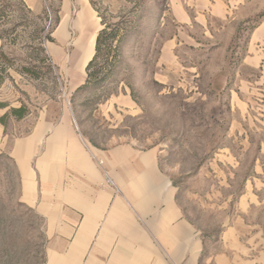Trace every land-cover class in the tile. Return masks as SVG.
Masks as SVG:
<instances>
[{"label":"rangeland","instance_id":"obj_1","mask_svg":"<svg viewBox=\"0 0 264 264\" xmlns=\"http://www.w3.org/2000/svg\"><path fill=\"white\" fill-rule=\"evenodd\" d=\"M50 1L48 14L0 0L2 83L20 75L21 95L31 79L51 97L64 95L80 129L98 145L159 147L163 170L199 230L213 237L215 253L229 245L228 234L242 246L245 264H264V130L247 143L228 137L225 98L210 88L231 59L228 51L213 46L204 26L177 22V0H92L107 42L87 87L73 82L81 59L74 39H55L62 10ZM181 33L200 46L181 44ZM67 68L71 74L62 71ZM17 197L11 165L0 160V264H45L43 221Z\"/></svg>","mask_w":264,"mask_h":264},{"label":"crops","instance_id":"obj_2","mask_svg":"<svg viewBox=\"0 0 264 264\" xmlns=\"http://www.w3.org/2000/svg\"><path fill=\"white\" fill-rule=\"evenodd\" d=\"M19 1L49 14L50 0ZM53 7L62 10L55 39L83 45L96 34V48L102 26L90 0H56ZM174 10L177 22L204 26L213 46L221 43L231 58L210 86L225 98L228 137L247 143L261 136L264 0H177ZM182 35L181 44L200 46ZM3 47L0 38V53ZM45 54L49 61V43ZM93 57L84 72L75 67L73 82L81 79L90 87L87 67ZM20 79L11 75L0 85V160L11 165L18 200L43 221L45 264H232L231 257L245 264L242 246L228 234L223 240L229 245L215 253L213 237L199 230L163 170L159 147L98 145L78 126L67 97L49 96L34 79L21 95L15 86ZM223 152L229 156L232 150Z\"/></svg>","mask_w":264,"mask_h":264},{"label":"trees","instance_id":"obj_3","mask_svg":"<svg viewBox=\"0 0 264 264\" xmlns=\"http://www.w3.org/2000/svg\"><path fill=\"white\" fill-rule=\"evenodd\" d=\"M16 2H18L21 6H24V4L22 2H20L19 0H14ZM91 2V5H92V0H90ZM93 6V5H92ZM4 17V12H0V20ZM0 38L2 39L1 35H0ZM107 42V35H106V31L105 30H102L98 37H97V41H96V55L93 59V61L88 65L87 67V74H88V79H87V84L89 86L93 85L92 83V80H93V77L95 76V73L92 71L93 70V67L96 63V61L98 60L101 52H102V47L105 45V43ZM2 80L3 78L0 79V82L2 83Z\"/></svg>","mask_w":264,"mask_h":264},{"label":"bare ground","instance_id":"obj_4","mask_svg":"<svg viewBox=\"0 0 264 264\" xmlns=\"http://www.w3.org/2000/svg\"><path fill=\"white\" fill-rule=\"evenodd\" d=\"M95 37H96V34H93L89 42L86 44L84 43L83 45H81L80 42L76 43V48H79L83 52L80 63H79V67H78L79 68L78 70L82 72H84L86 65L88 64V62L91 60V58L93 57L95 53Z\"/></svg>","mask_w":264,"mask_h":264}]
</instances>
